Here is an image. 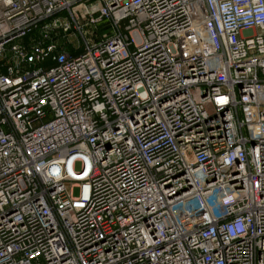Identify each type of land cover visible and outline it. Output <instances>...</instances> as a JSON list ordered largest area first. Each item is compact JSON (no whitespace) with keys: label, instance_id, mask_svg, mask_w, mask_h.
<instances>
[{"label":"built area","instance_id":"1","mask_svg":"<svg viewBox=\"0 0 264 264\" xmlns=\"http://www.w3.org/2000/svg\"><path fill=\"white\" fill-rule=\"evenodd\" d=\"M0 264H264V0H0Z\"/></svg>","mask_w":264,"mask_h":264},{"label":"rangeland","instance_id":"2","mask_svg":"<svg viewBox=\"0 0 264 264\" xmlns=\"http://www.w3.org/2000/svg\"><path fill=\"white\" fill-rule=\"evenodd\" d=\"M82 31H83L84 37L87 38V39H89V40H91V41L96 40L99 37V33H102V32L109 33L108 30H105L104 31V26L99 27L98 28V32H95V33H93L95 31V28L82 29ZM69 35L70 36L68 37V40L71 43L70 49L72 47H78L79 45H81L80 44L79 35H78V33H76V31H72ZM35 36H41V34L40 33H37V34L33 35L32 37H35ZM61 37L62 36H60V34H57L56 36H52L51 38H53V39L55 38L58 41V42L56 41L58 43V45H60V43L63 41L61 39ZM73 195L75 197H77L78 196V190H74Z\"/></svg>","mask_w":264,"mask_h":264}]
</instances>
